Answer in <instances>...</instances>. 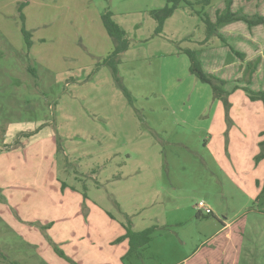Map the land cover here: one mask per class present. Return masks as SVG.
<instances>
[{"label":"rangeland","instance_id":"rangeland-1","mask_svg":"<svg viewBox=\"0 0 264 264\" xmlns=\"http://www.w3.org/2000/svg\"><path fill=\"white\" fill-rule=\"evenodd\" d=\"M229 2L213 0V21ZM167 5L0 0V185L2 164L27 161L7 164L0 190V264H264V104L244 90L264 91V26L222 24L206 41L181 4L157 35ZM231 10L264 16V0ZM109 13L128 41L117 77ZM187 49L226 81L227 105ZM202 202L213 215L197 218ZM126 227L156 228L144 259H125Z\"/></svg>","mask_w":264,"mask_h":264},{"label":"trees","instance_id":"trees-1","mask_svg":"<svg viewBox=\"0 0 264 264\" xmlns=\"http://www.w3.org/2000/svg\"><path fill=\"white\" fill-rule=\"evenodd\" d=\"M213 0H167V6L164 9L154 10L152 11L153 18L158 23L157 35H160L163 31L164 23L167 19H169L173 14L181 7V4H185V7L188 8L191 14L194 16H198L201 18L203 23L206 25L207 39L210 40L212 37H219L223 39L222 35L219 33V27L222 24H229L232 22H244L248 26L256 27V26H264V16L254 15L247 16L241 13H235L231 10L232 0L229 2V9L227 13L220 15L217 14L216 20L210 17L207 12V9L212 5ZM200 7V9H197ZM112 15L109 13L105 16V27L111 37L116 42L115 51L113 56H111L106 63L110 64L113 70L115 77L118 75L117 62L116 58L127 51L128 49V41L126 39V33L122 30L117 24L113 23L111 20ZM30 37L27 35V38ZM224 40V39H223ZM30 46L29 43H27ZM232 52L236 53L239 57L242 55L232 49ZM184 53L188 56L190 61V73L194 75L199 81L202 83L208 84L211 86L214 97L216 100H221L225 105L228 104L227 98L229 93L224 89L226 85V81L216 77L213 74L206 73L203 69L202 62L198 56V53L194 50L187 49ZM116 59V60H115ZM245 92L248 94L250 99L255 101H262L264 104V91H253L249 88H244ZM32 135V134H31ZM264 136V132L262 133ZM260 147L262 148L261 153L256 157L257 163L264 159V140L260 143ZM66 186L63 184V189ZM264 193V187H263ZM85 198L87 196L85 195ZM209 216V215H208ZM197 218H205L204 215L198 214ZM127 233L121 239H118V242H122L128 240L129 243V251L125 256V259H144V253L150 248V244L152 242L153 234L155 232V227L146 229L145 231L135 233L131 229L127 228ZM200 253V252H199ZM198 253V254H199ZM197 254V255H198Z\"/></svg>","mask_w":264,"mask_h":264},{"label":"crops","instance_id":"crops-1","mask_svg":"<svg viewBox=\"0 0 264 264\" xmlns=\"http://www.w3.org/2000/svg\"><path fill=\"white\" fill-rule=\"evenodd\" d=\"M35 131L34 130H30L29 132H27L25 135H29V134H35L34 133ZM38 134H39V132H37ZM38 136V135H37ZM52 139V138H51ZM11 149H13V151H16V153H21L22 152V150H21V146L20 147H17V148H15L14 149V147H11ZM12 151V152H13ZM21 151V152H20ZM23 151H25V150H23ZM24 155H25V153H24ZM1 163V162H0ZM9 163H12L13 164V168L15 169V165L16 164H23V166L24 165H26V163H27V161H24V160H22V162H5V164H2L1 165V168H3V175L1 176L2 177V182L3 183H1V185H0V190L2 191V190H5V187H2V186H6V184L7 183H10V173H9V170H13V169H11L12 167H8V165L7 164H9ZM17 182V181H16ZM16 184V183H15ZM17 184H18V182H17ZM26 187H28V188H30L29 187V185L27 184L26 185ZM58 187H59V191H61V189H62V186H60L59 185V183H58ZM10 194V198L12 199V193L10 192L9 193ZM4 195H2L1 196V198L3 197ZM13 196H14V201L17 203L18 202V200L16 199V196L18 197L19 196V192H15V191H13ZM8 197V196H7ZM6 197V198H7ZM9 199V198H8ZM10 200V199H9ZM198 214H202V215H205L203 212H200L199 211V213ZM212 215H213V211H212ZM233 223L232 222H230V223H228V224H224V228H226V230H229V229H231L232 228V225ZM55 225H54V223L53 222H50L49 223V228L50 229H52L53 227H54ZM77 229H79V228H77ZM80 230V229H79ZM78 234H81V233H77V235L76 236H78ZM125 236V235H124ZM125 241H128V240H125ZM27 242V243H26ZM25 243L26 244H28V245H30L29 243H28V241H25ZM129 244V243H128ZM127 254V253H126ZM197 256V255H196ZM190 258V257H189ZM189 258L187 259V260H189ZM13 264H21L20 262H19V260H13V262H12Z\"/></svg>","mask_w":264,"mask_h":264},{"label":"built area","instance_id":"built-area-1","mask_svg":"<svg viewBox=\"0 0 264 264\" xmlns=\"http://www.w3.org/2000/svg\"><path fill=\"white\" fill-rule=\"evenodd\" d=\"M198 210L200 212H203L205 215H211L212 214V210L210 208H208L204 202H202L201 204L198 205Z\"/></svg>","mask_w":264,"mask_h":264}]
</instances>
